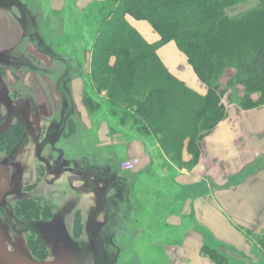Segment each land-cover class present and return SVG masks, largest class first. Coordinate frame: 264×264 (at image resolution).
<instances>
[{"label":"rangeland","instance_id":"obj_1","mask_svg":"<svg viewBox=\"0 0 264 264\" xmlns=\"http://www.w3.org/2000/svg\"><path fill=\"white\" fill-rule=\"evenodd\" d=\"M23 1H27L31 8L37 6L35 11L38 10L42 18L39 37L46 35L50 29L49 0H39L40 3L37 0ZM14 4L15 0H0V9L8 8L20 18ZM113 5L112 0H93L89 13H83L81 20L68 19V24L63 26L64 31L69 29L68 38L57 40L61 45L57 44L53 50L56 53L54 59L47 55L51 47L41 41V37L37 38L40 42L35 44L33 57L27 54L26 43L13 55H0V264H163L159 248L151 247L146 240L143 241L145 246H133L128 235H114L111 229L114 216L118 214L113 207H120L121 195L127 193L125 182L139 166L137 159L126 156L127 145L135 140L148 148L154 142L152 137L144 134L138 122H126L122 111L111 106L105 92L97 93L90 80L92 45L100 23ZM223 8L228 17L237 21L260 9L261 1L228 0ZM24 10V20L28 21L27 7ZM70 10L71 7L67 6L64 18ZM130 19L131 24L133 19ZM142 22L148 30L141 29L146 38L141 36L154 44L158 40L157 34L148 22ZM151 36L154 40L150 39ZM166 45L157 50V55L167 71L193 91L205 95L207 87L174 43L170 46L176 54L169 57V68L164 64L158 52ZM163 51V54L168 53ZM235 58L232 55L221 59V62L217 58L220 63L216 68L217 83L219 92L223 93L221 101L226 115L228 105L235 104L240 109L239 101L246 95L236 76ZM72 59L88 68L87 76L83 78L82 105L78 109L61 107L67 117L63 121L62 116L60 118L55 113L40 122V113L46 108L38 107L30 91L23 93L20 86L13 84L15 76H10L14 74L9 69H36L39 75L50 74L49 78L59 87L62 77H65L60 65H74ZM47 63L52 66L51 70L42 68ZM85 90L92 104L90 108L83 102ZM251 98L257 100L256 95H251ZM11 126L14 127L12 133L2 137ZM100 126L109 134L119 136L115 138L117 143L114 146L98 147L96 133ZM88 127L92 128L91 132ZM44 135H47V143L42 145ZM156 147L159 152H153L154 162H160L163 155L169 164L177 167L157 143ZM184 153L188 154L185 150ZM126 161L137 162L133 171L124 172L120 168ZM139 178L143 180V177ZM140 179L138 190L133 191L134 197L143 195L139 191ZM118 182H124L120 191ZM114 237L121 249L112 245ZM216 250L234 263L264 264V252L255 251L252 247L249 254L233 255L224 249Z\"/></svg>","mask_w":264,"mask_h":264},{"label":"crops","instance_id":"obj_2","mask_svg":"<svg viewBox=\"0 0 264 264\" xmlns=\"http://www.w3.org/2000/svg\"><path fill=\"white\" fill-rule=\"evenodd\" d=\"M15 1L13 8L17 9L20 18L8 8L0 9V55H13L26 43L27 54L33 57L35 44L40 42L37 38L41 33V14L35 11L37 6L31 8L27 1ZM37 2L40 3L39 0ZM92 3L93 0H49L50 29L46 35L40 36L41 41L51 47L50 53L47 52L49 58L56 57V45H61L57 40L68 38L69 29L63 30L67 20H81L83 13H89ZM67 6L71 10L64 18ZM24 7L28 9V21L24 20ZM132 22L133 27L146 38L141 32V29L148 30L145 22ZM150 39L154 40V37ZM170 44L158 52L168 68L169 57L176 54ZM163 50L168 53L163 54ZM48 64L42 68L51 70L52 66ZM73 64L67 67L60 65L65 77H62L59 87L49 78L50 74L39 75L36 69H9L14 74L10 76H15L13 84L20 86L23 93L30 91L38 107L46 108L45 112L39 110L40 122L55 113L62 116L63 121L67 117L61 107L78 109L82 105L83 78L87 76L88 68L86 64L81 66L80 61L73 60ZM100 127L96 133L98 147L114 146L117 143L115 138L119 136L111 135ZM91 129L88 127L89 132ZM46 136L42 138V145L47 143ZM61 138L63 141L66 139L64 136ZM148 146L135 140L127 145L126 156L137 159L139 166L134 174L126 177L127 193L121 195L120 207H113L118 214L111 224L112 233L128 235L133 246H145L143 241L146 240L151 247L160 249L159 257L163 264H214L200 254L205 244L233 255L249 254L251 244L236 226L264 232V106L242 111L235 104L228 105L226 117L199 143V162L191 169L173 167L163 155L160 162H154L152 155L159 152L158 148L155 142ZM189 159L190 156L184 153L183 161L186 163ZM138 179L139 191L143 195L134 197ZM117 186L120 191L124 182H118ZM112 245L121 249L115 237Z\"/></svg>","mask_w":264,"mask_h":264},{"label":"trees","instance_id":"obj_3","mask_svg":"<svg viewBox=\"0 0 264 264\" xmlns=\"http://www.w3.org/2000/svg\"><path fill=\"white\" fill-rule=\"evenodd\" d=\"M112 1L114 5L100 23L92 45V86L97 93H106L126 122H138L169 161L191 169L199 162L201 140L226 117L217 83L216 68L221 59L236 57V76L246 91L239 101L240 109L264 106V0H260V9L237 21L224 13L228 0ZM128 18L148 22L157 42H146ZM168 43H174L187 58L207 87L205 95L167 71L157 50ZM87 94L85 90L83 102L90 108ZM12 130L11 126L2 137ZM184 150L190 156L186 163L182 160ZM236 229L255 251L264 252V232L239 225ZM200 254L214 264H247L231 262L206 244Z\"/></svg>","mask_w":264,"mask_h":264},{"label":"built area","instance_id":"obj_4","mask_svg":"<svg viewBox=\"0 0 264 264\" xmlns=\"http://www.w3.org/2000/svg\"><path fill=\"white\" fill-rule=\"evenodd\" d=\"M136 161H126L124 163L121 164V169L124 172H131L134 170L135 166H136Z\"/></svg>","mask_w":264,"mask_h":264},{"label":"water","instance_id":"obj_5","mask_svg":"<svg viewBox=\"0 0 264 264\" xmlns=\"http://www.w3.org/2000/svg\"><path fill=\"white\" fill-rule=\"evenodd\" d=\"M66 171H68V172H70V173H73L72 170H69V169H67Z\"/></svg>","mask_w":264,"mask_h":264},{"label":"flooded vegetation","instance_id":"obj_6","mask_svg":"<svg viewBox=\"0 0 264 264\" xmlns=\"http://www.w3.org/2000/svg\"><path fill=\"white\" fill-rule=\"evenodd\" d=\"M0 253H2V252H0ZM33 259H37L36 257H34Z\"/></svg>","mask_w":264,"mask_h":264}]
</instances>
